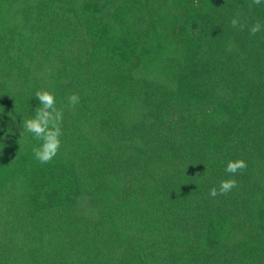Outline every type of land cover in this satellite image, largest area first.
I'll use <instances>...</instances> for the list:
<instances>
[{
	"label": "trees",
	"instance_id": "16d2710c",
	"mask_svg": "<svg viewBox=\"0 0 264 264\" xmlns=\"http://www.w3.org/2000/svg\"><path fill=\"white\" fill-rule=\"evenodd\" d=\"M0 264H264V2L0 0Z\"/></svg>",
	"mask_w": 264,
	"mask_h": 264
},
{
	"label": "clouds",
	"instance_id": "9594fccd",
	"mask_svg": "<svg viewBox=\"0 0 264 264\" xmlns=\"http://www.w3.org/2000/svg\"><path fill=\"white\" fill-rule=\"evenodd\" d=\"M262 2L264 0H252L255 5H260ZM230 24L234 28L239 27L241 30L244 28L238 17H234ZM261 30L262 25L259 21L249 28V32L253 36ZM34 96L38 98L40 106L35 109L33 117L22 121V128L40 142L39 146L33 148L35 159L41 164H47L52 161L60 149L63 109L57 107L55 95L49 90H37ZM67 102L68 107L74 109L80 102V97L73 93L67 97ZM247 167L245 160L237 159L228 161L225 170L227 173L235 175L237 172H243ZM236 186L237 181L235 179H224L220 181L218 189L212 187L209 190V195L213 198L217 195H226Z\"/></svg>",
	"mask_w": 264,
	"mask_h": 264
}]
</instances>
